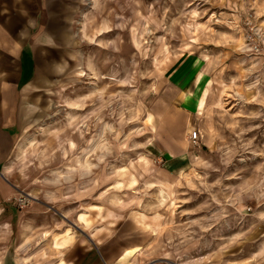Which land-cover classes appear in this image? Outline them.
Instances as JSON below:
<instances>
[{
	"label": "rangeland",
	"instance_id": "1",
	"mask_svg": "<svg viewBox=\"0 0 264 264\" xmlns=\"http://www.w3.org/2000/svg\"><path fill=\"white\" fill-rule=\"evenodd\" d=\"M83 5L88 27L75 30L84 49L62 71L41 64L26 102L35 119L20 143L32 140L20 144L13 168L12 200L28 194L60 218L52 264H66L56 242L68 228L83 244L74 236L64 250L78 248L84 262L93 242L100 264H256L264 253V0ZM194 70L204 72L202 111L183 129L187 154L171 158L156 133L182 105L168 79Z\"/></svg>",
	"mask_w": 264,
	"mask_h": 264
},
{
	"label": "crops",
	"instance_id": "2",
	"mask_svg": "<svg viewBox=\"0 0 264 264\" xmlns=\"http://www.w3.org/2000/svg\"><path fill=\"white\" fill-rule=\"evenodd\" d=\"M83 2L0 0V264H52L50 234L53 228L61 226L60 218L54 216L48 203L40 199L34 198L22 209L16 205L12 200L17 196L16 184L12 182L13 168L20 158L21 137L35 119V111L26 102L41 64H60L62 71L67 69V63L74 62V56L75 62L78 61L80 56L75 49H84V39L75 30L76 27L81 30L88 27L84 22ZM56 54L60 57L58 61L53 58ZM48 68L49 72H55L51 66ZM180 79L177 81L171 77L168 84L182 103L180 107L176 106L180 110L176 112L183 120L177 114L176 118L174 114H168L165 116L166 126L161 129L159 124L156 133L161 132L163 137V155L183 159L187 154L183 129L187 128V118L194 120L201 114L198 102L206 84L204 72L199 70H194L186 79ZM177 124L181 128L175 132ZM76 221L88 226L84 215L77 217ZM74 236V231L68 228L61 241L56 242L61 253L60 263L100 264V247L91 242L89 235L90 240L86 238L91 246L83 249L86 262L77 252L78 248L64 250ZM83 237L76 234L74 245L83 244L79 243ZM258 259L256 264H264V253H260Z\"/></svg>",
	"mask_w": 264,
	"mask_h": 264
},
{
	"label": "bare ground",
	"instance_id": "3",
	"mask_svg": "<svg viewBox=\"0 0 264 264\" xmlns=\"http://www.w3.org/2000/svg\"><path fill=\"white\" fill-rule=\"evenodd\" d=\"M84 71V70H83ZM32 140L31 137H27L25 138V140L22 142L21 145H27L28 143H30V141ZM21 148V147H20ZM23 149V148H22ZM21 149V150H22ZM163 191V190H162ZM161 191V192H162ZM165 197V196H164ZM166 200V199H165ZM83 224V223H82ZM140 250V247L137 246L136 248H131V249H128V250H125L121 256V258L118 260V263L121 262V261H124L126 259H130L133 257L134 253H136L137 251ZM130 262V261H129ZM122 263V262H121Z\"/></svg>",
	"mask_w": 264,
	"mask_h": 264
},
{
	"label": "built area",
	"instance_id": "4",
	"mask_svg": "<svg viewBox=\"0 0 264 264\" xmlns=\"http://www.w3.org/2000/svg\"><path fill=\"white\" fill-rule=\"evenodd\" d=\"M255 47V46H254ZM197 132H194L192 134V139L196 140L197 139ZM30 196L28 194H19V197L16 198V205L22 209L23 207H25L29 202H30Z\"/></svg>",
	"mask_w": 264,
	"mask_h": 264
},
{
	"label": "water",
	"instance_id": "5",
	"mask_svg": "<svg viewBox=\"0 0 264 264\" xmlns=\"http://www.w3.org/2000/svg\"><path fill=\"white\" fill-rule=\"evenodd\" d=\"M7 264H10V263H7Z\"/></svg>",
	"mask_w": 264,
	"mask_h": 264
}]
</instances>
